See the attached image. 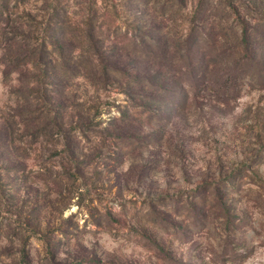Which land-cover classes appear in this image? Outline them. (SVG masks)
I'll use <instances>...</instances> for the list:
<instances>
[{"label":"rangeland","instance_id":"rangeland-1","mask_svg":"<svg viewBox=\"0 0 264 264\" xmlns=\"http://www.w3.org/2000/svg\"><path fill=\"white\" fill-rule=\"evenodd\" d=\"M0 264H264V0H0Z\"/></svg>","mask_w":264,"mask_h":264}]
</instances>
